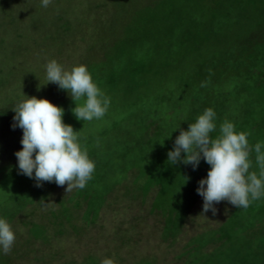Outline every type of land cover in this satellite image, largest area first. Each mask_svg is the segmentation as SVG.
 <instances>
[{"label":"trees","instance_id":"1","mask_svg":"<svg viewBox=\"0 0 264 264\" xmlns=\"http://www.w3.org/2000/svg\"><path fill=\"white\" fill-rule=\"evenodd\" d=\"M176 3L174 0H156V4L152 7L153 13L149 17H144L142 12L136 13L135 25L137 19H143V23L154 22L156 29L146 33L142 30V33L136 34L143 38L140 46H137V36L135 38L132 36L131 31L134 27L130 25L123 43L120 42V47L116 45L117 48L112 50L116 52L113 57L100 64L101 66L94 62L88 65L90 73L96 76L94 78L98 87L103 89V92L107 90L106 97L110 98V105L112 102L115 103V107L112 104L113 111H110L112 119L104 124L105 126L103 125L104 129L100 130L99 134L106 135L107 140L112 138L110 134L113 133L154 134L153 140L157 143L164 133L180 134V129L188 130L190 123H194L205 109L212 108L216 113L214 122L217 125L210 133L213 139L220 135V125L225 121L226 116H229L226 120L234 123L237 132L250 133L248 136L250 146L257 143L255 140L262 143L260 140L264 138L262 130L264 128V0H188L184 5L180 0L179 5ZM105 6L104 3L99 4V7ZM165 17L171 20L164 22V25L159 24ZM148 25L150 24H144V26ZM68 30L66 28V31ZM127 36L131 43L127 47H121ZM229 44L237 50L233 51ZM217 45H220V49ZM215 49L217 50L212 52ZM142 50H145V53L142 54ZM200 54L205 58L201 59L203 56ZM261 94L262 99L259 98ZM171 101H174L173 106L176 107H190L193 115L187 118L185 115L187 112L184 113V109H181L182 111L179 109L177 117L170 118L169 121L164 112ZM117 103L121 107L125 106L124 113L117 108ZM179 103L182 106L178 105ZM179 116L183 119L180 123H178ZM144 138L142 135L141 140L146 141ZM151 140L148 141L150 145L153 143ZM128 141L129 139L126 143ZM138 145L140 146V143ZM162 151L163 149L160 152ZM158 152L154 151L155 155L153 154L152 157L146 147L133 149L130 145L124 146L122 153L115 156H113L115 151L112 149L106 150L105 153L95 150L89 154L96 167L91 181L87 183L88 187L73 191L68 197L56 198L55 203L58 208L50 207L42 216L45 221L39 222L31 217L39 211V208L49 205L48 191L53 182H48V190L44 189L43 185L40 187L34 185L30 188H25L23 185L22 188L19 185L15 186L16 190L10 191L13 194L7 199L8 202L6 198H0V210H3L2 214L4 212L3 215L0 214V218H5L12 227L17 215L20 216L19 218L22 216L23 221L19 223L29 227L27 234L30 243L40 241L42 244H48L52 238L67 233L69 231L67 228L76 233L82 231V227L87 224L79 226L77 221L84 207L86 217H97L101 207L106 205L108 196L110 197L115 191L123 190L122 195L127 197L131 193L130 188H136V194L130 196L132 199L145 198L148 192L154 190L155 208L164 210L167 203L169 205L172 203L174 209L168 211L170 212L168 218L177 210L179 213L174 215L179 218L182 213L188 215L191 209L184 207V203L191 198H187V191L184 190H191L195 185V176L202 175L199 171L202 169L209 172L211 166L201 159L199 167L196 168L198 172L195 170L192 175L191 173L187 175L186 170L190 165L182 162L170 165L168 161H162ZM184 155L186 154L182 153V156ZM249 159L252 160L250 157ZM148 160L156 161L154 169L144 167L146 165L144 163ZM123 162L133 167L138 163L141 170L135 167L120 169V166L116 165L121 163L122 166ZM255 162L251 161V167L255 166ZM112 167L124 171L127 178H109L108 172ZM249 171L256 172L252 169ZM1 187L4 185L0 184V193L3 190ZM191 191L195 192L193 189ZM174 198L183 206L176 205ZM258 200L260 202L252 201L253 204L248 207L250 209L247 208L248 217L245 219L241 217L242 221L238 220L236 227L229 219L222 228V238L238 240L236 242L238 245L236 252H230L229 249L222 250L223 248L216 249L217 253L219 251L221 254L220 264H230V256L233 264L234 260L237 264L262 263L261 257L251 250L253 246L264 249V228L258 226L264 224V202H262L264 197ZM164 211L166 213L167 210ZM232 214L236 218L241 216L236 212ZM244 221L247 223L244 224ZM252 222L254 224H251ZM7 255L0 250V264H12L16 256L21 257V250L14 244ZM69 264H99V262L91 261L89 258L88 261L80 263L74 261Z\"/></svg>","mask_w":264,"mask_h":264},{"label":"rangeland","instance_id":"2","mask_svg":"<svg viewBox=\"0 0 264 264\" xmlns=\"http://www.w3.org/2000/svg\"><path fill=\"white\" fill-rule=\"evenodd\" d=\"M178 1L180 0H174L177 5H179ZM187 1L182 0L183 5ZM102 3L106 4L104 8L99 7ZM155 4L156 0H51L48 7H43L42 0H0V184L4 185L1 187L3 192L1 191L0 198H6L7 201L13 194L10 191L16 190L17 185L21 188L22 185L25 188L37 185L34 178L19 173L15 153L22 150L23 130L19 127L13 128L15 112L12 108L32 96L48 99L65 110L64 123L80 131L81 144L87 148L88 155L95 150L105 153L106 150L112 149L115 151L113 154L115 156L122 153L124 146L130 145L133 149L146 147L150 150L152 157L154 151L160 152L163 149L158 153L161 154L162 161H168V152L173 149L179 134L164 133L157 143L153 140L154 134L113 133L110 134L112 138L107 140L106 135L99 134V132L104 129V124L112 119L110 111H113L112 104L115 107V103L112 102L109 105L102 119H94L90 122L77 120L72 112L76 103L68 91L60 89L55 83H48L46 78V65L51 60H56L64 70L68 71L79 65H86L88 68V65L93 62L101 66L100 64H104L116 54L112 50L117 48L116 45L120 47V42L123 43L125 40L123 38L130 25L134 27L131 31L134 38L139 32L142 33V30L145 33L153 32L156 29L154 22L143 23V19H137L135 25V16H137L136 13L142 12L144 17H149L153 13L152 7ZM170 20L169 17H165L159 24L164 25V22ZM144 24L150 25L144 26ZM66 28L69 30L66 31ZM253 37L256 36L253 35ZM142 39L137 36V46H140ZM130 43L131 40L129 41L127 36L121 47H127ZM134 44L136 45V42ZM229 45L231 48L234 47L232 44ZM235 45L238 46V44ZM217 48L220 49V45H217ZM141 52L143 54L145 50ZM202 56L201 59H204V55ZM91 75L96 83L94 78L96 76L93 73ZM104 94L107 95V90ZM262 97V94L259 95V98L262 99ZM173 102L168 104L166 113L164 112L169 121L170 118L177 117L179 109L180 111L184 109V113L187 112L185 113L187 118L193 115L190 107H176L173 106ZM79 103L83 104L84 100L82 99ZM180 103L178 105L182 106ZM117 108L124 113V105L121 107L117 103ZM118 115L120 116V113ZM227 117L229 116H226V119ZM178 119V123L183 120L182 116ZM262 130L264 133V128ZM142 135L146 141L141 140ZM150 139H152V145L148 143ZM260 141L264 145V138ZM255 142L259 141L255 140ZM250 147L253 150L249 157L253 163L256 161L257 153L254 151V145ZM262 152H264V147H262ZM144 164H146L144 167L154 169L156 161L148 160ZM116 165L120 166V169L135 167L141 170L138 163L134 167L127 162H123L122 166L121 163ZM251 169L256 173L260 171L257 161L255 166L249 170ZM195 170L197 171L190 165V168L186 170L187 175L190 173L192 175ZM199 172L202 175L195 176V185L192 186L195 192H192V189L184 190L187 191V198H191L184 203V207L190 208L191 213L188 215L182 213L180 218L174 215L179 213L178 210L172 212V216L168 218L170 213L168 211L174 209L172 203L166 204V213L165 209L155 208L154 190L148 192L145 198H130L136 188H130L131 193L127 197L122 195L123 190L113 192L110 197H107L106 205L101 207L97 217H86L84 207L77 221L79 226L87 224L84 228L82 227V231L76 233L67 228L69 230L67 233L52 238L48 244H42L40 241L30 243V237L27 234L29 227L20 224L23 217L19 218L20 216L17 215L12 229L16 235L14 244L20 248L21 257L16 256L12 264H69L74 261L76 263L88 261L89 258L91 261H98L99 264L106 258L112 259L114 264H143L146 262L152 264H220L222 259L219 255L221 254L219 251L217 253L216 249L223 248L222 250L229 249L230 252H236L238 245L236 244L238 240L222 238V228L226 226L229 219L236 227V222L241 220V217L242 219L248 217L247 210L250 208H235L228 201H221L215 205V213L212 210L204 213V199L199 194L197 196V189L199 181L206 178L208 172L202 169ZM108 177L124 179L127 178V174L112 167L108 172ZM47 184L48 182L42 184L46 190H48ZM66 189L67 185L58 186L53 182L48 191L49 205L39 208V211L31 218L39 222L45 221L42 217L46 214L45 212L50 207L58 208L55 203L56 198L68 197L73 191L81 190L74 188L67 193ZM174 199L176 205L183 206L179 200ZM255 201L260 202V200ZM171 202L174 201L171 200ZM252 204L251 202L250 206ZM2 211L0 210V214ZM233 212L241 216L236 218ZM258 226L264 228V224ZM232 227L234 230V226ZM251 250L261 257V264H264V249L253 246ZM234 261V264H237L236 260ZM232 262L230 256V264H233Z\"/></svg>","mask_w":264,"mask_h":264},{"label":"clouds","instance_id":"3","mask_svg":"<svg viewBox=\"0 0 264 264\" xmlns=\"http://www.w3.org/2000/svg\"><path fill=\"white\" fill-rule=\"evenodd\" d=\"M50 3L51 0H42L43 7ZM46 78L48 83L68 91L76 103L72 112L77 120L90 122L105 116L110 98L93 81L86 65L68 71L56 60H51L46 65ZM82 99L84 103L80 104ZM12 110L15 112L13 128L23 130L22 150L15 153L19 173L34 178L37 186L55 182L58 186L67 185V193L74 188L84 189L96 166L89 158L87 148L81 144L80 131L64 123L65 110L48 99L35 96L18 103ZM215 118V111L208 108L190 123L188 130L180 129L174 149L168 152V163L182 162L196 169L204 159L211 166L197 189L204 199V213L209 210L215 213V205L221 201L246 209L252 201L264 197V145L260 142L254 145L260 167L258 177L256 172L249 171V156L253 150L248 141L250 133L237 132L234 123L225 120L220 125V135L213 139L210 133L217 127ZM182 153L186 155L182 156ZM15 240L11 225L5 218H0V250L5 255L11 252ZM101 264L114 262L106 258Z\"/></svg>","mask_w":264,"mask_h":264}]
</instances>
